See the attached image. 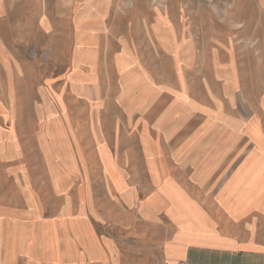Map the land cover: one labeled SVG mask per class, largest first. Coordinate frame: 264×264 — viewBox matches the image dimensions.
<instances>
[{
	"label": "rangeland",
	"instance_id": "rangeland-1",
	"mask_svg": "<svg viewBox=\"0 0 264 264\" xmlns=\"http://www.w3.org/2000/svg\"><path fill=\"white\" fill-rule=\"evenodd\" d=\"M196 230L264 250V0H0V264Z\"/></svg>",
	"mask_w": 264,
	"mask_h": 264
},
{
	"label": "crops",
	"instance_id": "crops-1",
	"mask_svg": "<svg viewBox=\"0 0 264 264\" xmlns=\"http://www.w3.org/2000/svg\"><path fill=\"white\" fill-rule=\"evenodd\" d=\"M168 242L162 264H264L263 249H246L244 242L221 233L183 232Z\"/></svg>",
	"mask_w": 264,
	"mask_h": 264
}]
</instances>
